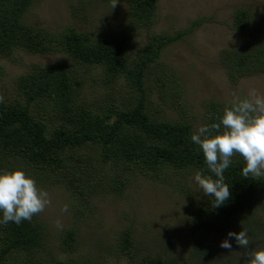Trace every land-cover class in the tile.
Returning <instances> with one entry per match:
<instances>
[{"label":"trees","instance_id":"16d2710c","mask_svg":"<svg viewBox=\"0 0 264 264\" xmlns=\"http://www.w3.org/2000/svg\"><path fill=\"white\" fill-rule=\"evenodd\" d=\"M33 1L0 0V58L21 51L64 55L69 62L30 65L14 80L13 97L0 102V173L17 166L44 184L69 191L80 206L100 191L121 195L136 175L176 188L179 181L170 182L169 172L179 176L188 170L199 171L216 178L191 142L195 132L189 120L162 121L147 112L154 93L162 100L168 94L173 100L166 92L168 81L152 64L166 45L183 32H191L195 23L173 37L152 34L143 49L135 50L137 32L152 24L155 0H119L127 7L125 26L97 37L71 28L52 34L27 25L22 18ZM71 13L76 16L73 9ZM261 14L264 19V6ZM250 17L248 9H238L233 14L234 27L246 30ZM219 60L232 84L239 78L264 75V25L248 31L233 48L220 51ZM73 64L99 68L101 82L113 85L90 102L80 99L83 79ZM117 80H123L121 92L114 88ZM175 103L179 105L178 100ZM221 106L207 102L208 115L202 125L218 123L224 110ZM105 165L114 169L112 175L101 172L99 167ZM244 166L242 157L236 155L225 170L231 195L222 206L213 207L212 196L189 195L184 257L174 256L169 237L154 247L139 248L129 228L121 229L115 239L117 255L127 264H212L221 250L232 255L238 249L239 260L247 264L246 256H241L245 249L227 234L246 230L248 249L264 248V223L256 218V212L264 211V177H243ZM78 212L80 217L83 211ZM44 236L43 226L34 218L19 225L0 223V264H44L38 259ZM226 239L231 249L220 247ZM76 240L73 230L60 234L59 251L66 258L57 264H90L80 256H71L77 250Z\"/></svg>","mask_w":264,"mask_h":264},{"label":"rangeland","instance_id":"374dc122","mask_svg":"<svg viewBox=\"0 0 264 264\" xmlns=\"http://www.w3.org/2000/svg\"><path fill=\"white\" fill-rule=\"evenodd\" d=\"M155 1L157 8L152 24L148 30L137 32L133 42L135 50L143 49L152 34L173 37L192 23L196 27L189 33L183 32L180 38L166 45L152 64L168 81L169 91L166 89V92L178 98L172 97L171 101L168 94L163 96L165 100L156 93L150 96L147 112L153 118L162 121L185 118L189 120L192 131L196 132L208 115L207 102L218 103L225 109L231 106L233 94L243 99L254 89L264 95V75L239 78L232 84L227 80L219 60L220 51L233 48L248 31L264 25L261 14L264 0ZM111 2L34 0L22 19L27 25L52 34L71 28L97 37L104 31L124 27L128 19L126 5L118 0L116 7L112 8ZM241 8L248 9L251 15L246 30L236 29L233 24V14ZM72 9L76 16L72 15ZM58 61L69 62L64 55L38 56L21 51L14 52L10 58H0V97H3V101L13 97L14 80L26 73L30 65H49ZM73 66L76 74L83 79L80 99L90 102L113 85L106 86L101 82L99 68ZM114 88L118 92L124 90L123 80H117ZM177 100L178 106L175 103ZM99 168L108 175L114 172L109 165ZM25 173L30 175L29 171ZM169 173L170 182L179 181L177 188L136 175L130 178L121 195L100 191L82 206L69 191L55 184H44L31 173L37 187L47 191L51 198V204L42 213L33 216L45 232L44 246L38 253V259L43 260L44 264H51L52 261L57 264L65 260L66 254L59 251L60 234L64 230H73L77 237V250L71 256H80L89 260L90 264H127L115 252V239L123 228L131 230L139 248L154 247L169 237L173 254L176 253L174 256L184 257L183 235L191 203L189 195L198 197L205 194L194 180L196 172L188 170L179 176ZM65 204L69 205V211L61 213ZM78 210L83 211L80 217ZM256 218L264 223V211L256 212ZM57 219L62 221L63 230L55 227ZM243 251L249 252L251 249L242 250L241 256ZM238 252L237 249L232 255H224L225 252L221 250L212 264H243Z\"/></svg>","mask_w":264,"mask_h":264},{"label":"clouds","instance_id":"9594fccd","mask_svg":"<svg viewBox=\"0 0 264 264\" xmlns=\"http://www.w3.org/2000/svg\"><path fill=\"white\" fill-rule=\"evenodd\" d=\"M118 0H112L115 8ZM3 102V97H0ZM191 142L198 146L208 170L216 177L196 172L195 182L206 196L214 197L212 206L218 208L230 198L229 185L225 183L224 172L232 164L236 155L242 157L245 166L242 176L248 178L264 177V95L252 90L248 97L239 98L233 94L230 107L223 110L218 123L200 126L191 135ZM51 204L49 193L37 187L36 181L23 170L0 173V223L31 221L33 216L42 213ZM69 205L61 208L67 213ZM55 227L63 230V223L57 219ZM241 249H248L250 240L246 230L239 233L229 232ZM221 248L231 249L228 240L220 244ZM247 264H264V248L243 253Z\"/></svg>","mask_w":264,"mask_h":264}]
</instances>
